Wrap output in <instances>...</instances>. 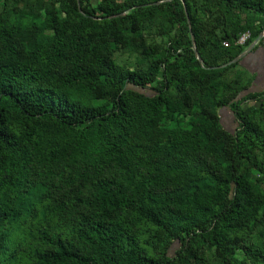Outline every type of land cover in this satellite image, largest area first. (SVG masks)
<instances>
[{"label":"trees","instance_id":"16d2710c","mask_svg":"<svg viewBox=\"0 0 264 264\" xmlns=\"http://www.w3.org/2000/svg\"><path fill=\"white\" fill-rule=\"evenodd\" d=\"M263 29L264 0H0V264H264V92L219 67Z\"/></svg>","mask_w":264,"mask_h":264},{"label":"crops","instance_id":"0c3cea01","mask_svg":"<svg viewBox=\"0 0 264 264\" xmlns=\"http://www.w3.org/2000/svg\"><path fill=\"white\" fill-rule=\"evenodd\" d=\"M241 65L248 69L254 75V81L252 86L244 94H247L249 92L263 93L264 48L261 45H257L249 49L245 56L241 59ZM220 117L221 123L225 129L229 131H235L238 128L237 117L230 107L222 108L220 112Z\"/></svg>","mask_w":264,"mask_h":264},{"label":"built area","instance_id":"2783aa9c","mask_svg":"<svg viewBox=\"0 0 264 264\" xmlns=\"http://www.w3.org/2000/svg\"><path fill=\"white\" fill-rule=\"evenodd\" d=\"M251 38V33L249 31L244 32L240 35V37L237 40V44L239 45H245L249 39ZM255 46L261 45L264 48V29L262 30L260 37L252 42ZM225 46H229V42H224Z\"/></svg>","mask_w":264,"mask_h":264},{"label":"water","instance_id":"95a60500","mask_svg":"<svg viewBox=\"0 0 264 264\" xmlns=\"http://www.w3.org/2000/svg\"><path fill=\"white\" fill-rule=\"evenodd\" d=\"M188 21H189V19H188ZM189 22H190V21H189ZM259 37H260V36H259ZM254 46H255V45L252 44L249 48H247L245 51H243L238 57H236V58L233 59L232 61L228 62L227 64H223V65H221V66H219V67H225V66H227L228 64L235 63V62L241 60V59L245 56V54L247 53V51H248L249 49L253 48ZM194 48H195V46H194ZM195 50H196V53H197V57L200 58L199 53H198V51H197L196 48H195Z\"/></svg>","mask_w":264,"mask_h":264},{"label":"rangeland","instance_id":"374dc122","mask_svg":"<svg viewBox=\"0 0 264 264\" xmlns=\"http://www.w3.org/2000/svg\"><path fill=\"white\" fill-rule=\"evenodd\" d=\"M176 247H177V246H174V247L172 248V252H174V250L176 249Z\"/></svg>","mask_w":264,"mask_h":264}]
</instances>
